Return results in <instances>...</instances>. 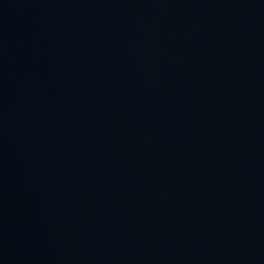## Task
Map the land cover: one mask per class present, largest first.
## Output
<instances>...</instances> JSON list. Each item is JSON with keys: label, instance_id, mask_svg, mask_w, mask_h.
Segmentation results:
<instances>
[{"label": "water", "instance_id": "95a60500", "mask_svg": "<svg viewBox=\"0 0 264 264\" xmlns=\"http://www.w3.org/2000/svg\"><path fill=\"white\" fill-rule=\"evenodd\" d=\"M0 264H264V0H0Z\"/></svg>", "mask_w": 264, "mask_h": 264}]
</instances>
